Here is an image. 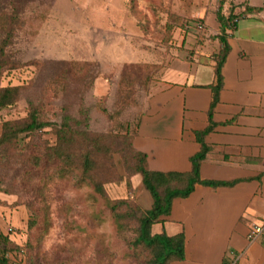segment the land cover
I'll return each instance as SVG.
<instances>
[{
  "label": "rangeland",
  "instance_id": "1",
  "mask_svg": "<svg viewBox=\"0 0 264 264\" xmlns=\"http://www.w3.org/2000/svg\"><path fill=\"white\" fill-rule=\"evenodd\" d=\"M246 4L260 10L255 19H240V31L249 25L252 33H263L264 0H225L223 10ZM219 5L220 0H0V87L20 88L16 105L0 111V136L4 121H24L32 108L48 123L0 146V230L24 249L26 264H144L145 256L130 245L135 220L125 218L118 226L109 203L135 201L127 188L129 128L153 83L183 54L184 24L196 26L204 13L211 31L219 24ZM67 121L81 133L77 139L102 135L106 142L92 148V177L81 185L77 170L61 169L50 151ZM145 191L135 184L137 200ZM253 222L263 224L251 220L250 227ZM178 226L166 225L175 233ZM161 230V222L155 223L153 233ZM263 240L260 235L254 241Z\"/></svg>",
  "mask_w": 264,
  "mask_h": 264
},
{
  "label": "crops",
  "instance_id": "2",
  "mask_svg": "<svg viewBox=\"0 0 264 264\" xmlns=\"http://www.w3.org/2000/svg\"><path fill=\"white\" fill-rule=\"evenodd\" d=\"M256 13L240 19H255ZM197 18L204 29L188 26L185 50L153 83L133 140L134 147L147 154L151 170H190V158L200 149L195 131L208 125L212 100L208 85L215 79L220 29L216 23L210 31L204 13ZM240 19L228 36L230 51L214 114L217 125L205 137L211 150L201 164L203 179L240 182L217 188L197 184L191 195L173 200L161 226L169 235L177 233L169 232L166 225L180 226L185 259L171 264H225L231 258L233 264H264V240H250L255 222L252 227L248 224L256 219L264 222V37H260L264 32L252 33L249 25L246 32L240 31ZM131 183L130 196L143 209H150L153 199L149 191L145 189L141 200L134 194L136 183L143 186L140 175H133Z\"/></svg>",
  "mask_w": 264,
  "mask_h": 264
},
{
  "label": "trees",
  "instance_id": "3",
  "mask_svg": "<svg viewBox=\"0 0 264 264\" xmlns=\"http://www.w3.org/2000/svg\"><path fill=\"white\" fill-rule=\"evenodd\" d=\"M225 0H220V5L216 11L219 21L220 33L217 38L221 43L220 50L215 54V79L208 87L212 91L211 105L208 110V125L204 129L195 131L196 139L200 144L197 153L191 156V169L188 171H158L151 170L147 165V154L137 150L134 147L133 140L138 133L140 120L145 112L146 102L139 115L134 129L130 126L128 136V146L131 152L132 172L127 183L128 191L132 190L131 177L140 175L143 186L149 191L153 204L150 209H143L136 201L130 200L128 197L116 202H110L112 214L116 219L118 226L123 225L125 218L135 220L136 233L131 239L130 245L139 249L140 254L145 256L144 264H171L175 261L185 259V236L183 232L169 235L164 229L153 234L152 227L157 222H162L163 217L171 212L173 200L176 198H186L194 191L197 184H203L212 188L221 186H233L240 179L224 181L214 179H203L201 177V164L207 158L211 150V146L206 142L205 137L212 132L217 125L214 120L215 108L220 102L221 92L223 90L224 76L223 66L227 55L230 51L228 36L237 21L242 17L260 10L257 6L242 5L236 6L226 13L223 10ZM237 7L241 9L238 14ZM201 22V21H200ZM191 23L184 24V30L189 31ZM197 25V24H196ZM20 88L18 86L0 87V111L16 105L18 101ZM149 97V96H148ZM147 97V99H148ZM28 119L24 121H4L2 124V134L0 136V146L16 142L19 135L23 132L36 131L43 128L48 123L42 121L36 108L29 111ZM58 141L54 146L50 147L51 155L59 161L69 172L77 170L79 176L76 184L81 185L88 182L92 177L93 156L92 148L98 145L99 150L102 145L106 144L102 135L94 138L77 139L81 134L75 128H71L69 122H64L59 127ZM83 148L81 151L80 149ZM107 153H111L108 149ZM78 175V174H77ZM260 178V177H258ZM120 177H115L110 181H116ZM96 190L106 195L104 188L100 183L96 182ZM1 191V186H0ZM1 203V201H0ZM0 239L4 241V247L0 251V264H26L23 248L19 245H12L8 235L0 230ZM225 264H233L232 260Z\"/></svg>",
  "mask_w": 264,
  "mask_h": 264
},
{
  "label": "built area",
  "instance_id": "4",
  "mask_svg": "<svg viewBox=\"0 0 264 264\" xmlns=\"http://www.w3.org/2000/svg\"><path fill=\"white\" fill-rule=\"evenodd\" d=\"M196 26L199 30L204 29V25L202 22H199ZM262 234H264V222L262 225L254 224L250 233H249V239L254 241L258 236H260Z\"/></svg>",
  "mask_w": 264,
  "mask_h": 264
}]
</instances>
